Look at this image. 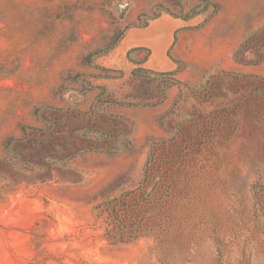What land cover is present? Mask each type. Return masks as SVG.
<instances>
[{"label": "rangeland", "instance_id": "374dc122", "mask_svg": "<svg viewBox=\"0 0 264 264\" xmlns=\"http://www.w3.org/2000/svg\"><path fill=\"white\" fill-rule=\"evenodd\" d=\"M164 15L190 17L172 57L184 41L233 45L235 63L264 56V0H0V264H160L164 203L206 238L213 223L225 234L247 222L248 186L264 176V140H254L264 81L180 61L167 93L157 76L134 78L126 58L110 67L128 28ZM118 106L164 131L137 148L105 132L131 123L86 116ZM178 253L176 264H213L208 239L188 262Z\"/></svg>", "mask_w": 264, "mask_h": 264}, {"label": "trees", "instance_id": "16d2710c", "mask_svg": "<svg viewBox=\"0 0 264 264\" xmlns=\"http://www.w3.org/2000/svg\"><path fill=\"white\" fill-rule=\"evenodd\" d=\"M206 7L207 6H205L204 9H206ZM213 7L215 10H218L217 5H213ZM193 15L197 14L193 13L192 16ZM157 18L158 16H155L149 21ZM189 18L187 17L185 20H189ZM149 21L144 23L141 27H147ZM260 43L264 47V37L260 41L258 40L256 44ZM143 50L145 49H134L131 53ZM247 54L244 58L242 57V60L237 59L236 62L239 64H264V56L258 55L259 59L252 61L249 57V55L254 56L252 50L248 51ZM169 55L171 54L169 53ZM146 59L147 57L143 62ZM174 61L179 63L177 60ZM132 74L134 77H146L147 75H152L153 77L157 76V83H154V87L158 89L163 87L168 90L179 84L173 79L174 73L158 74L144 69H135ZM149 80L151 79L149 78ZM260 81H264V79ZM152 86L150 87L152 88ZM259 90L258 87V92ZM162 101L163 100L159 101V103ZM255 118L259 119L260 127L257 130L258 133L254 140L260 138L264 140V100L262 102V108ZM93 148L94 147L91 146L88 150H92ZM248 188L251 197V208L247 215V222L243 223V226L236 231H232V233L226 232L225 234L221 233L222 224L213 223L209 225L210 228L213 227V233L208 238L203 234L200 235L197 233L194 229V225L187 226L180 222L175 215L173 216L174 211L169 210L171 208L167 209L166 203L161 207L157 206L155 210H166L167 215H170L168 220L164 219L160 224H156L159 233L155 236L156 245L153 247L152 251L157 256L159 263L176 264L177 251H179L178 254L180 257L182 256L181 251L185 252L186 258L184 262H188L187 259L195 255L200 246L208 239L212 242L214 253V258L212 259L213 264H264V176H257V179L253 180ZM157 220L158 219H156V221ZM209 227L206 228L208 229Z\"/></svg>", "mask_w": 264, "mask_h": 264}, {"label": "crops", "instance_id": "0c3cea01", "mask_svg": "<svg viewBox=\"0 0 264 264\" xmlns=\"http://www.w3.org/2000/svg\"><path fill=\"white\" fill-rule=\"evenodd\" d=\"M131 28H129L130 30ZM183 29V28H182ZM180 29V30H182ZM129 30L127 31L126 35L128 34ZM178 30V31H180ZM134 32H139L136 30L131 31V33L135 34ZM125 35V36H126ZM186 36V34L184 35ZM137 42L133 43L131 46H129L130 50V58L128 56V63H130V65L132 66V73L135 70V68L137 67H146L149 69H144L146 71L149 72H153V73H158V74H165V73H174L178 70L179 65H180V61L184 62V63H188L191 64L193 66H195L197 69H199L200 71H205L208 69H212L215 65L217 64H224V68L228 71H233V72H241L240 70H248V73H245V76H248L250 79L253 80H257L260 81L261 79H264V76H261L260 74V70H264V64H239V63H235L234 61H232V56H233V52H234V46L233 45H222L219 46L218 44L215 45L214 47H198L197 45H193L191 46L189 42H179L180 44L177 45V56L172 57V59L177 60L179 63L176 62L173 63L171 62L165 55L167 50H169V47L171 45L170 42H162L161 45V50L162 52H156L155 49H153V51H149L146 48H143L145 50H143L144 52H147V59L143 62L144 59L135 61L132 59V55L134 53L137 52H141V51H137V52H133L132 48L134 49V47L137 46H141L144 43L140 42V40L137 38ZM152 46V45H151ZM176 46V42H174V44L172 45V47L170 48L168 53H172V51L175 49ZM125 59L122 60V63H117L116 65H113V68H118L120 67L122 64H125ZM244 72V71H243ZM173 75V76H174ZM133 76V74H132ZM134 77V76H133ZM136 78V77H134ZM95 81H97V84H99L100 86H104L106 84H109L110 86H112L114 83H120V79L118 80H112L110 81L109 79H106L105 77L103 78H95ZM94 90V89H93ZM92 91V90H91ZM97 92H100L102 94L103 90L102 89H97ZM172 91V89L167 90V93ZM168 100L165 101V103ZM164 102L157 104V105H147V106H143L146 109L149 110H156L162 106L165 105ZM119 109L121 110V114L120 115H116V114H109L108 112L102 111L99 113H96L94 109H90L88 113H86V116L89 117H94L95 114H97V116H109L112 119H116L117 122H126V123H131V130L129 132H124V131H120L117 130L116 128H112L111 131H109L108 129H105L109 136L110 139L113 140H119L120 137H122L123 135H127V138L129 139V141L131 142V144H134L137 148L141 147L142 145H144L146 143V140L148 137L156 135L157 131L158 134L161 133V129L164 128H159V126H157L156 123V119H153L150 121L149 124H143L144 122V115L142 113L134 115L132 114L131 117L126 116L125 113L123 112H128V107H121L118 106ZM169 110V109H168ZM168 111L165 110L162 113L161 117H164V115H166ZM134 115V116H133ZM130 125V124H129ZM123 126V125H121ZM138 127V128H137ZM95 128V127H93ZM101 130H103L100 127ZM104 131V130H103ZM124 132V133H122ZM106 135V137H108ZM106 142V140H105ZM88 154H92L95 153L94 150H87L85 151Z\"/></svg>", "mask_w": 264, "mask_h": 264}, {"label": "water", "instance_id": "95a60500", "mask_svg": "<svg viewBox=\"0 0 264 264\" xmlns=\"http://www.w3.org/2000/svg\"><path fill=\"white\" fill-rule=\"evenodd\" d=\"M189 26V20H185L183 18L173 17L170 15H164L162 17H158L157 19L149 21V24L147 27H132L128 34L124 36V38L121 41L120 46L116 49L117 54L120 55L121 61L123 59L128 60V56L130 53L129 46H131L133 43L137 42V38L140 40V42L144 43L141 46L134 47V49H143L146 48L149 51H153V49L156 50V52H162L161 45L162 42H170L171 45L169 47H172L174 42H176V34L178 30L188 27ZM136 30L139 32H134L135 34L131 33V31ZM152 45V46H151ZM132 48V50H134ZM169 50L166 52V57L173 63L176 64V62L172 59V57L169 55ZM114 56H111V64L110 67L113 65H116L118 62L115 61L113 58ZM125 59V60H126ZM135 69H149L144 67H137ZM168 73V72H167Z\"/></svg>", "mask_w": 264, "mask_h": 264}]
</instances>
